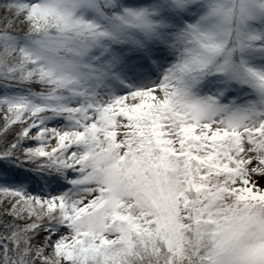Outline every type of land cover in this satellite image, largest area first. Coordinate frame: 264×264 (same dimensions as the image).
Wrapping results in <instances>:
<instances>
[{
  "label": "snow or ice",
  "instance_id": "6c2138e0",
  "mask_svg": "<svg viewBox=\"0 0 264 264\" xmlns=\"http://www.w3.org/2000/svg\"><path fill=\"white\" fill-rule=\"evenodd\" d=\"M0 264H264V0H0Z\"/></svg>",
  "mask_w": 264,
  "mask_h": 264
}]
</instances>
